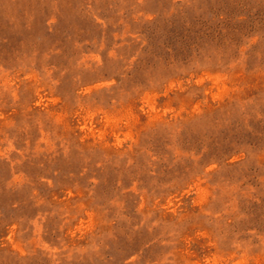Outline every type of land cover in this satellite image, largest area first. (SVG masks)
<instances>
[{
  "label": "rangeland",
  "instance_id": "1",
  "mask_svg": "<svg viewBox=\"0 0 264 264\" xmlns=\"http://www.w3.org/2000/svg\"><path fill=\"white\" fill-rule=\"evenodd\" d=\"M0 264H264V0H0Z\"/></svg>",
  "mask_w": 264,
  "mask_h": 264
}]
</instances>
